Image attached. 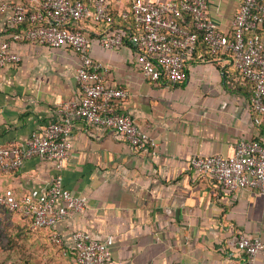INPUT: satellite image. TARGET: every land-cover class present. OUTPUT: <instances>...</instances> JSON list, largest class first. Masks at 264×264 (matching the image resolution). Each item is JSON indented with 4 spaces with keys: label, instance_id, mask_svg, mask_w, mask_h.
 <instances>
[{
    "label": "crops",
    "instance_id": "1",
    "mask_svg": "<svg viewBox=\"0 0 264 264\" xmlns=\"http://www.w3.org/2000/svg\"><path fill=\"white\" fill-rule=\"evenodd\" d=\"M241 1H208L211 20L227 35ZM11 15L10 9L0 12V47L16 29ZM85 28L94 39L92 59L108 68L106 83L128 91L121 110L158 147L151 154L134 153L109 129L74 116L64 168L30 159L18 172L0 175V193L46 192L61 175L64 188L87 198L85 211L55 226L64 248L73 246L75 230L100 242L112 237L110 264H244L235 243L240 235L264 241V195L227 191L189 169L193 157L232 156L243 139L264 142V119L256 124L250 105L252 85L239 76L232 53L214 55L200 46L187 64L186 82H153L140 70L133 46L108 50L98 40L100 27ZM12 51L22 60L0 69V143L22 144L61 120L65 103L81 99L80 59L68 47L30 42H14ZM257 264H264V251Z\"/></svg>",
    "mask_w": 264,
    "mask_h": 264
},
{
    "label": "built area",
    "instance_id": "2",
    "mask_svg": "<svg viewBox=\"0 0 264 264\" xmlns=\"http://www.w3.org/2000/svg\"><path fill=\"white\" fill-rule=\"evenodd\" d=\"M209 0H26L7 4L0 0V12L10 9V24L17 28L29 22L25 31H14L0 47V69L21 62L12 51L14 42H30L51 49L68 47L80 59L76 80L82 93L77 102L65 103L63 118L35 132L22 144L0 143V175L18 172L30 159L42 158L62 170L69 158L72 118L107 128L116 140H123L134 153L151 154L158 142L143 132L120 105L129 94L122 87L106 83L108 68L90 55L93 35L85 25L102 28L100 44L117 50L130 44L140 54V70L153 82L167 81L179 85L188 80L187 64L194 56L200 37L208 51L232 53V62L239 76L250 83V99L254 121L264 119V0H242L233 23L232 35L222 32L211 20ZM131 22L130 30L117 24ZM193 28L184 26L186 17ZM189 169L211 179L223 189L234 192L248 189L264 195V142L241 140L232 156L219 154L196 156ZM0 204L19 211L33 222L35 229H50L54 243L64 247L55 226L68 215L87 208V198L64 188L57 175L46 192L37 189L19 196L13 189L0 193ZM73 246L75 264H110L114 239L96 241L89 233L75 230ZM236 250L244 255V264H257L264 251L260 236L240 235ZM66 250V251H67Z\"/></svg>",
    "mask_w": 264,
    "mask_h": 264
},
{
    "label": "rangeland",
    "instance_id": "3",
    "mask_svg": "<svg viewBox=\"0 0 264 264\" xmlns=\"http://www.w3.org/2000/svg\"><path fill=\"white\" fill-rule=\"evenodd\" d=\"M0 264H75V259L50 240L47 230L0 206Z\"/></svg>",
    "mask_w": 264,
    "mask_h": 264
},
{
    "label": "trees",
    "instance_id": "4",
    "mask_svg": "<svg viewBox=\"0 0 264 264\" xmlns=\"http://www.w3.org/2000/svg\"><path fill=\"white\" fill-rule=\"evenodd\" d=\"M83 1H85V0H83ZM115 13H116V12L114 11V14H115ZM115 19H116V22H117L118 25H120V26H122V27H124V28H126V29H128V30L131 31V29L133 28L131 22L123 23L122 21L119 20V18L117 17L116 14H115ZM184 26L188 27L189 29H192V28H193V24H192V19H191V17H189V16L186 17V20H185ZM29 27H31V25H30L29 22H27V23H25L24 25L17 27V28L15 29V31H19V32L21 31V32H22V31H25V30H26L27 28H29ZM101 29H102V28H101ZM200 46H202V47L204 48L205 51H208L207 45H206V43L203 41V38H202V37H200V39H199V42H198V46H197V48H196V51H197V49H198ZM195 53H196V52H195ZM0 206L3 207V208H5V209H7L8 211H11V212H17V213H20L21 215H23L21 212H19V211H12V210L8 209L6 206H4V205H2V204H0ZM23 216H25V215H23ZM25 217H26V216H25ZM26 218L30 219L29 217H26ZM30 221H31V224H32V226H33V222H32L31 219H30ZM38 230H47V231L49 232V234H50V240L52 241V239H51L52 231H51L50 229H38ZM52 242H53V241H52ZM62 248H64V247H62ZM64 249L67 250L66 248H64ZM67 252L70 253L71 255H73V257H74V259H75V255H74L72 252H70V251H68V250H67Z\"/></svg>",
    "mask_w": 264,
    "mask_h": 264
}]
</instances>
